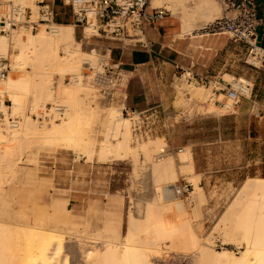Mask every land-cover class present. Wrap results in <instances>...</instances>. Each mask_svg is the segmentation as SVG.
Listing matches in <instances>:
<instances>
[{
  "label": "rangeland",
  "instance_id": "rangeland-1",
  "mask_svg": "<svg viewBox=\"0 0 264 264\" xmlns=\"http://www.w3.org/2000/svg\"><path fill=\"white\" fill-rule=\"evenodd\" d=\"M22 1L32 9L35 17L38 10L35 0ZM174 1L172 10L166 9V5L158 8L165 10V19L171 22L173 29L179 31V36L199 40L197 46H202V43L206 42L209 44L208 50H213L210 45L212 38H228L227 35H203L202 28L222 16L219 0ZM185 17L190 20L188 31L182 28V18ZM74 29L76 40L80 41L78 45L80 51L90 54H79L80 65L78 69L71 71L58 67L45 70L46 67L44 68L41 61L37 60L36 50H29L26 59L20 58L21 48L16 40L24 38L26 40L31 33L29 30L19 29L9 35L0 34V38L3 37L2 39L5 38L7 41V49H0V56L6 57L11 67L6 77L18 79L19 76L33 75V72L49 71L45 74H49L47 84L53 91L52 99L37 103L28 99L31 96L30 91L29 94L24 93L25 102L21 109L17 110L11 106L13 102L8 94H4L3 99H0L3 103L0 118L3 116L5 118L0 133L6 138L0 140V254H3L7 238L12 237L11 239H14L12 249L17 256L16 264H20L19 258L27 251L40 246L45 237L60 246L61 264L64 259L65 264H87L86 249L93 248L102 254L106 245L113 246L124 242L123 239L126 241L130 230L134 234L133 241H136L134 244L139 246L138 242L141 241L140 247L144 249L142 242L145 244L161 226L160 222H156L159 218L152 219L150 213L162 208L163 205L162 209L166 208L165 205H170L171 208L162 210L164 213L161 212V220L167 222L170 228L182 227V233L185 234H182L181 230L176 232L173 236L175 247L169 242H163L160 251L153 243H149L151 248L147 249L148 251L144 250L148 252L150 264H195L198 255L186 241L188 234L198 237L196 239H200V242L213 253L229 249L237 255L240 254L244 246L240 245L241 241L234 235L228 234L224 217L234 199L239 196V190L245 180L264 177V142L237 139L232 132H226L221 142L206 145V149L210 147V156L206 155L205 158L207 157V166L212 170L213 181L211 186L205 187L199 183L201 177L195 176L188 164L181 163L180 157L183 154L179 153L180 150L172 151L163 135L155 133L137 139L132 132V121L123 116L129 119L128 144L132 147L131 150L126 156L117 159L118 161L113 158H99L101 141L109 137L110 141L117 142L121 137L108 130L109 107L122 109L125 104L122 98L126 93L119 92L117 100L106 103L93 85L83 81L85 61L89 60L96 66L101 52L92 50L94 46L90 43L93 39L89 41L82 39L81 28ZM39 30L46 33L50 31L46 26H41L37 31ZM86 32L88 34L86 37H89L91 34L89 28ZM75 46L70 49L78 48ZM198 48L204 50L203 47ZM31 54L32 57H29ZM58 55L61 59L65 58L64 60L70 57L64 47H60ZM184 72L187 71L180 70L169 82L173 97L168 116L173 117V123L181 121L183 117L193 119L209 114H228L235 110L224 93H213V83L209 86L201 82H187L184 76L180 77ZM234 78L238 77L231 74L223 75V79L229 82ZM5 79L0 78L1 81ZM199 88L203 89V95L193 92ZM48 104H61L66 107L64 117L47 122H40L31 117L30 113L41 112ZM30 107L34 109L30 111ZM71 116L76 117L81 130L79 141L75 145L56 138L45 139L39 133L29 134L17 140L12 139L13 141L7 140L13 134V130L7 124L8 117L20 119L18 130L21 135L25 117H28L26 123L32 122L42 130L51 126L53 122L65 121ZM216 135L209 131L198 133L193 139L197 142L215 141ZM156 142H159V145L154 148ZM144 147H148L147 150H144ZM163 158H171L177 171L178 177L173 186H178L184 181L192 185L188 198L173 192L171 195L174 198L171 196L166 198L165 194L160 192V187L165 186L166 181L156 182L153 167ZM96 171L101 174L93 175ZM94 176L104 179H93V182H90ZM246 198V202L238 206L229 219H235L236 224L248 223L255 229L253 224L257 226V223L264 220V209L253 204L251 196ZM173 200L181 203V210L177 203L174 205ZM235 220L231 225L235 224ZM171 224L176 226L172 227ZM122 245L119 244L121 247ZM226 261L227 259L219 258L218 264H225Z\"/></svg>",
  "mask_w": 264,
  "mask_h": 264
},
{
  "label": "crops",
  "instance_id": "crops-1",
  "mask_svg": "<svg viewBox=\"0 0 264 264\" xmlns=\"http://www.w3.org/2000/svg\"><path fill=\"white\" fill-rule=\"evenodd\" d=\"M45 1L54 6L56 24H71L70 8L62 0ZM254 5L258 18L263 21L257 28V45L262 56L255 65L247 61L243 44L229 38L214 37L210 43L213 50H208L206 42L197 46L199 40L179 36V31L173 29L165 17L157 26L147 30V49L98 38L90 43L94 46L92 50L104 53L127 75L126 108L157 116L156 133L166 138L172 151H189L192 161L189 169L201 177L199 183L205 187L211 186L213 181L212 170L205 158L210 156V147L206 149V145L221 142L226 132H232L237 139L264 142V0H254ZM180 70L209 80L223 78L225 74L244 77L251 84L252 92L250 96L241 98L235 110L228 114H209L193 119L183 117L173 123V117L168 116L173 97L169 82ZM209 131L217 134L215 141L197 142L193 139L198 133ZM99 174L96 171L93 175ZM93 179L104 178L94 176L90 182Z\"/></svg>",
  "mask_w": 264,
  "mask_h": 264
},
{
  "label": "bare ground",
  "instance_id": "bare-ground-1",
  "mask_svg": "<svg viewBox=\"0 0 264 264\" xmlns=\"http://www.w3.org/2000/svg\"><path fill=\"white\" fill-rule=\"evenodd\" d=\"M173 1L174 0H153V1L151 0V4L155 8L166 5L165 7L166 9L172 10L174 9ZM182 19H183L182 28L184 31H188L190 28V20H188L187 17ZM86 30L87 28L84 30L85 37L86 35H88ZM48 33H50V35H48ZM48 33H46L44 30H39L36 33L33 34L30 33L26 40L25 38L17 39L16 43L21 48V54H19L20 58L26 59L29 50H36L38 53L37 60L41 61L44 68L46 67L45 70L47 68H49L50 70V67H58L62 70L71 71L78 69L80 65L81 59L79 57L80 56L79 54H90L89 52L80 51L78 47L79 43L76 40L75 29L73 25H61L53 22L51 24V28ZM2 38H0L1 40L0 49L6 50L7 41L4 40L5 38L4 39ZM71 45L72 46L76 45L78 48L70 49V47L72 48ZM60 47H64V49L68 52L69 54L68 56H70L68 59L66 60H64L65 58L61 59V57L58 55V50L60 49ZM29 57H32V54ZM86 61L85 63H91L89 62V60L88 62ZM47 72L41 70V72L40 71L37 73L33 72L32 73L33 75L27 74L23 77L19 76L18 79H14L12 77H5L6 79L4 81L0 80V99H3L4 94H8L9 99L13 102L12 103L13 105L11 106H13L15 110L21 109V107L25 102V98L23 95L24 93L27 92L29 94V91L31 96L30 98L28 97V99H30L35 103L41 100L45 101L52 99L53 91L52 88H49L47 84L48 81L47 75H49V74H45ZM193 92L198 95L201 94L203 95V89L201 88L194 90ZM0 108H3V103L1 100H0ZM109 108H110L109 109L110 116L108 117L109 120L108 130L114 131V133L121 135V137L117 142H112V140L110 141L108 139L109 137L101 141L102 143L101 146H99L100 151H98L99 152L98 157L113 158V160L114 159L117 160L124 157V155L126 156L127 153L132 148L128 144L130 140L129 119L122 116V113L120 112L121 109H114L113 107H109ZM30 109H34V108L30 107ZM27 118L28 117L24 118V121L22 123V125L23 124L24 125L23 126L21 125L22 126L21 135L19 132L20 130H18L19 128L15 129V131L13 130V134L11 135V138L7 140H12V139L17 140L18 138L27 136L29 134L39 133L40 135H43L45 139L56 138V139L64 140L67 143L69 142L72 145H75L77 141H79L81 130L75 116H71L67 118V120L62 122H53L51 126L44 127V129L42 130L38 129V127L32 122L26 123L25 120ZM5 139L6 138L3 137V135L0 133V140H5ZM158 145L159 142H156L153 147L155 148ZM147 148L148 147H144V150H147ZM182 154H183L182 156L180 155L181 163L182 164L186 163L189 165L188 167H191L192 161L189 151L186 150ZM153 176L156 182L160 183L161 181H166V185L160 187V192L163 193V195L165 194L166 198L167 196L168 198H170V196L174 198V196L171 195L173 194L172 186L174 182L177 180L178 175L174 167L173 160L171 158L168 159L163 158L160 162L156 163L153 167ZM35 182L38 183V180H36ZM250 196L252 198L253 204H256L257 206H261L264 209V177H253L246 179L239 190V196L234 199V201L232 202L230 208L228 209L224 217L225 225H227V229L226 228L225 229L227 230L228 234L230 233L231 235H234L237 239H239V241H241L240 245L243 244L244 246V250L241 251V253L238 255L229 249H223L221 251H215L213 253L209 251L203 245V243L200 242L201 241L200 239L199 240L196 239L198 237L195 238V235L192 236L191 234H190L191 236H188L189 235L188 234L186 235V241L189 242V245H191V249L192 248L195 249L198 255L195 264H218L219 258L227 259L225 264H264V220L257 223V226L253 224V227H255V229H252L251 225H249L248 223L236 224L235 219H234L235 224L231 225V223L234 220L229 219L231 217V214L235 211V209L238 206L243 205V203L246 202L245 201L247 199L246 197H250ZM174 201L175 200H173V202ZM175 203L177 202L175 201L174 205ZM180 204L181 203H177L179 210H181L182 208ZM165 206H166V208H164L165 210L171 208L169 207L170 205H165ZM162 208L155 209L150 213V217L152 219L157 217L159 218V220H157L156 222H160L161 226L159 225L160 228L158 230H155V232L150 237V239L148 238L146 241L144 240L145 244L144 242H142L143 244L142 247L146 250L147 249L149 250L151 248V246L148 245L149 243H153L154 246H156L159 249V251L161 247L160 245L163 242H169L172 246L174 245L173 247H175V244L173 243L174 241L173 236L175 235L176 232H179V230H181V233L183 232L182 227L170 228V225L168 226L166 224L167 222L164 223L161 220L160 216L162 215V213H164L163 212L164 209ZM171 225L172 227L176 226V224L175 225L171 224ZM133 235L134 234L132 230H130L127 235L128 237L126 236V241L125 239H123L124 242L116 243L113 246L106 245L105 251H103L102 254L98 253L93 248L86 249L85 250V258L87 261L86 263L87 264H150V260L148 258V252H147L148 250L145 251L140 247L141 241L139 240H138L139 241L138 244L140 243L139 246L134 244L136 241L135 242L133 241L134 240ZM11 238L10 237L7 238V242L3 248L4 250L3 254H0V264H16L17 256H15L14 249H12L14 239ZM119 244L120 245L123 244L122 247L119 246ZM171 245L169 246L171 247ZM184 246L186 248V245ZM163 247L165 246L163 245ZM60 249L61 248L59 245L48 241L44 237V242H42L40 246L36 247L33 250L27 251L22 256L20 254L21 257L19 258L20 260L19 263L20 264H61L59 262V259L61 257ZM170 249L168 248V250ZM65 261L66 260L64 259L63 261L64 264Z\"/></svg>",
  "mask_w": 264,
  "mask_h": 264
},
{
  "label": "built area",
  "instance_id": "built-area-1",
  "mask_svg": "<svg viewBox=\"0 0 264 264\" xmlns=\"http://www.w3.org/2000/svg\"><path fill=\"white\" fill-rule=\"evenodd\" d=\"M222 6V16L215 18L205 25L203 35H227L229 39L239 42L246 47L247 61L255 65L262 56V50L257 45V28L263 24L258 18L254 0H219ZM70 8L74 27L82 30V39L89 41L98 38L127 43L135 48L147 49L146 32L154 28L166 16L162 8H155L151 0H62ZM38 6L34 17L32 9L22 0H0V34L9 35L12 32L25 29L31 33L41 26L50 30L55 22L53 4L45 0H35ZM89 28L90 36L85 37L84 30ZM83 81L93 85L106 103L118 99L119 92H125L128 78L119 64H114L101 53L96 66L84 63ZM11 67L6 57L0 56V78H5ZM187 82H201L205 85L213 83V93H224L236 106L241 98L250 96L251 84L246 79L234 78L226 81L223 78L209 80L184 72L180 77ZM77 77H75L76 79ZM126 96L122 98L123 103ZM32 111V109H30ZM66 107L61 104H48L38 113H30L31 117L40 122L58 120L64 117ZM122 116L132 121V132L137 139L145 138L156 133L157 116L127 109L125 104L121 109ZM4 116L0 118V127H4ZM19 118H7L8 127L12 130L20 127ZM164 152V150H162ZM173 193L189 197L192 185L186 181L173 186Z\"/></svg>",
  "mask_w": 264,
  "mask_h": 264
}]
</instances>
